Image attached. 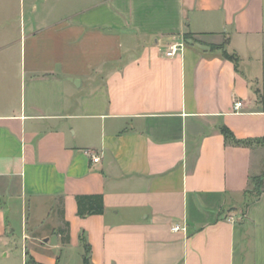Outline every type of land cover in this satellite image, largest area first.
<instances>
[{
	"label": "crops",
	"instance_id": "0c3cea01",
	"mask_svg": "<svg viewBox=\"0 0 264 264\" xmlns=\"http://www.w3.org/2000/svg\"><path fill=\"white\" fill-rule=\"evenodd\" d=\"M9 31L0 264H84V243L91 264H264V187L247 192L264 171V0H23ZM90 194L104 212L79 216Z\"/></svg>",
	"mask_w": 264,
	"mask_h": 264
},
{
	"label": "trees",
	"instance_id": "16d2710c",
	"mask_svg": "<svg viewBox=\"0 0 264 264\" xmlns=\"http://www.w3.org/2000/svg\"><path fill=\"white\" fill-rule=\"evenodd\" d=\"M187 40H192L193 35L192 34H186ZM225 44L217 45V44H211L212 49H221L223 51V54L232 60L236 59V56L233 54H230L225 49ZM222 131L226 137L227 140H230L234 142L235 144H245L249 145L252 143L250 140H244L240 141L234 138L233 133L231 130L223 126ZM259 143L264 142V139H259ZM251 185L252 188L247 190V192L259 195L262 192V189L264 187V172L260 176H252L251 177ZM77 204H78V215L79 216H86V215H93V214H102L104 212V200L103 196L101 194H90V195H79L77 196ZM68 230H63V241L67 242L69 241V234L67 232ZM85 253L83 256L84 264H91V248L88 243H84Z\"/></svg>",
	"mask_w": 264,
	"mask_h": 264
},
{
	"label": "rangeland",
	"instance_id": "374dc122",
	"mask_svg": "<svg viewBox=\"0 0 264 264\" xmlns=\"http://www.w3.org/2000/svg\"><path fill=\"white\" fill-rule=\"evenodd\" d=\"M22 2L23 0H0V40H5V38L9 35V23L12 21L13 17L20 18ZM223 43L224 42L220 44ZM260 144L264 145V142ZM263 172L255 176H260ZM70 258L72 259L71 263L75 264L77 259H79L77 251L73 250Z\"/></svg>",
	"mask_w": 264,
	"mask_h": 264
},
{
	"label": "built area",
	"instance_id": "2783aa9c",
	"mask_svg": "<svg viewBox=\"0 0 264 264\" xmlns=\"http://www.w3.org/2000/svg\"><path fill=\"white\" fill-rule=\"evenodd\" d=\"M183 46V43H178L172 46L171 50L167 53L168 56L174 55L176 51ZM243 102L237 101L235 104V108L238 110L242 106ZM93 160L95 162H98L100 160L99 156H93ZM186 227L182 226L180 224H176L173 226L174 231H180V230H185Z\"/></svg>",
	"mask_w": 264,
	"mask_h": 264
}]
</instances>
